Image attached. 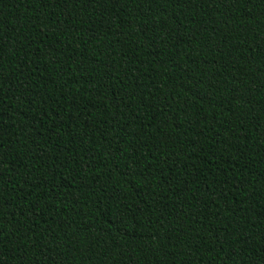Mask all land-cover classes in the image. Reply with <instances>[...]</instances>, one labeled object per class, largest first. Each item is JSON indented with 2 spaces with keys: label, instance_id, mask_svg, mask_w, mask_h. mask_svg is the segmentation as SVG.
Masks as SVG:
<instances>
[{
  "label": "trees",
  "instance_id": "obj_1",
  "mask_svg": "<svg viewBox=\"0 0 264 264\" xmlns=\"http://www.w3.org/2000/svg\"><path fill=\"white\" fill-rule=\"evenodd\" d=\"M0 264H264V0H0Z\"/></svg>",
  "mask_w": 264,
  "mask_h": 264
}]
</instances>
